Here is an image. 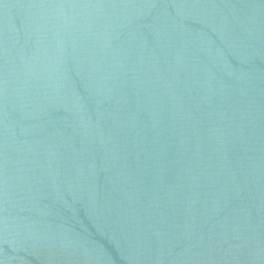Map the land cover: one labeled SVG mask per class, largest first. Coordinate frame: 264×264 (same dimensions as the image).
<instances>
[{"label":"water","instance_id":"water-1","mask_svg":"<svg viewBox=\"0 0 264 264\" xmlns=\"http://www.w3.org/2000/svg\"><path fill=\"white\" fill-rule=\"evenodd\" d=\"M0 264H264V0H0Z\"/></svg>","mask_w":264,"mask_h":264}]
</instances>
